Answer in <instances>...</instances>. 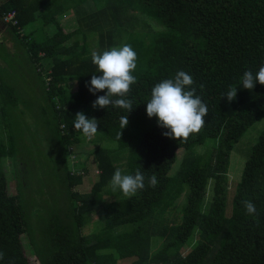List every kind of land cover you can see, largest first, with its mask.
I'll list each match as a JSON object with an SVG mask.
<instances>
[{
	"label": "trees",
	"instance_id": "obj_1",
	"mask_svg": "<svg viewBox=\"0 0 264 264\" xmlns=\"http://www.w3.org/2000/svg\"><path fill=\"white\" fill-rule=\"evenodd\" d=\"M72 11L79 28L73 24L69 30H75L67 32L59 20ZM9 14L14 20L3 24L14 39L2 36L13 43L10 50L25 52L40 78L47 104L42 113L50 119L49 155L62 170L51 179L56 183L52 205L32 211L33 224L21 194H10L2 160L13 158L19 187L21 146L7 132V115L17 102L0 79V128L8 129L7 140L0 131V264H31L24 235L41 264H118L125 259L131 264H264V130L240 180V167L234 166L233 195L229 174L236 144L264 118V85L242 87L243 73L255 75L264 65V0H4L0 19ZM89 22L98 24L97 43L87 41L83 32ZM123 32L127 37L118 44L116 35ZM124 44L137 54L136 83L126 97L133 107L129 112L111 105L93 108L106 90L92 93L86 87L93 74H101L91 53ZM181 70L192 76L191 87L208 109L203 127L187 141L162 135L167 129L146 114L152 87ZM230 85L237 88L232 101L222 96ZM77 112L98 121L93 141L98 179L86 194L73 189L85 176L74 167L89 174L87 157L81 161L75 153L71 162L70 146L86 141L73 127ZM122 116L128 124L120 129ZM179 151L183 159L174 169ZM117 168L132 175L139 169L145 187L131 198L113 192L109 182ZM153 174L154 188L148 184ZM244 200L255 204L258 216L247 214ZM96 212L99 221L86 234ZM169 229L170 247L164 243ZM191 237L192 248L184 253Z\"/></svg>",
	"mask_w": 264,
	"mask_h": 264
},
{
	"label": "rangeland",
	"instance_id": "obj_2",
	"mask_svg": "<svg viewBox=\"0 0 264 264\" xmlns=\"http://www.w3.org/2000/svg\"><path fill=\"white\" fill-rule=\"evenodd\" d=\"M90 6L92 10L93 4H90ZM90 8L88 5L85 6V10H87L88 12L90 11ZM146 18L157 25L150 18ZM73 19H75V14L72 11L69 12L65 19L59 20L61 25L64 26L67 32L73 24L75 25V29L79 28L78 19H76V22L73 21ZM139 20L141 23L142 21L140 16ZM96 25L98 24L89 22L87 26L83 27V32L86 34L87 41L89 42L94 41V43H97V40L99 39L100 33ZM0 30V32H2L3 28H0ZM9 33L10 32L8 31V33H4V35L11 37ZM126 37L127 35L125 32H123L122 35L117 34L116 42L119 44ZM7 44L9 46L13 45L12 42H7V40H5L3 36H0V79L6 80V84H8L12 88L14 92V100L17 103L15 104V107L13 109L9 110L7 115L9 118H11V120H13H10L11 128H9V130L0 128V131H5V140H7V132L12 134L14 136V141L16 142L18 140L16 147L19 148L21 146L20 152L23 157V165H20L22 169V179L20 181L21 185L19 187L16 178V165L13 158L3 157L2 160L4 162L5 170L9 179L10 194H21L20 199L28 210V214L30 213L29 215L31 217L32 223L35 224L36 214L32 213V211L39 209L43 212L47 210L50 205H52V196L53 191L56 190V183L54 181L51 182V179H54L53 176L55 175V173H58L62 170V166L60 165L59 167L61 168H59L57 166V163L50 159L49 145L51 144V136L50 131L46 126V124H48L47 121H50V119L48 116L42 113V109L46 108L47 104L44 100L45 97L40 78L39 76H37L36 71L30 65L29 61L26 59L27 57L25 55V52H23L22 49L14 52L13 50H10V47ZM116 47H118V45ZM1 80L0 84L2 83ZM71 88L74 91L76 89V85L72 84ZM7 100L12 101L10 98H7ZM49 114L50 113H48V115ZM10 129L13 133L10 131ZM263 130L264 118L260 121L255 122L254 125H252L248 129L241 140L236 144L231 155V164L229 170V174L232 175L230 195H233L234 193V185L236 181L235 175L232 174V172L236 169V167L234 169V166H237V168L240 167V180L245 162L250 155L252 147L256 144L257 138L260 137ZM94 138L95 136L92 139L86 138L85 143L81 144L80 142L78 145H73L74 147H72L73 152H71L80 155L78 159L82 161L84 158H88L87 164L89 166V174L84 177L82 183L76 185L75 188H73L74 191H78V193L80 194L89 193L91 187L98 179V174L95 172V170L97 169L95 163L93 162V153L98 148V146L93 143ZM200 149L203 148L201 147ZM183 155L184 151H179L180 160L173 167L174 169L181 164ZM92 170H94L96 174L93 173ZM209 199L210 193L208 194V200ZM97 221H99V215L96 212L93 214V217L91 219L90 228L87 225L85 229L86 234L89 233L88 231L91 229V227L93 228V226H95ZM35 226H33L34 229L38 227V225ZM38 234L36 232L34 233L35 238L38 237ZM172 235V229H169V238L167 237L164 240L165 246H168V241L169 247L173 244ZM191 238L192 239H189L188 244L186 245V247L189 246L190 248H187L186 250L183 248L184 253H187L192 248V246L190 245L193 242V237ZM23 243L25 246V252L29 255L30 263L41 264L35 253H32L33 251L30 245L31 240L27 235H24ZM118 264H131V259L119 261Z\"/></svg>",
	"mask_w": 264,
	"mask_h": 264
},
{
	"label": "clouds",
	"instance_id": "obj_3",
	"mask_svg": "<svg viewBox=\"0 0 264 264\" xmlns=\"http://www.w3.org/2000/svg\"><path fill=\"white\" fill-rule=\"evenodd\" d=\"M3 23H7L2 19ZM137 54L128 44L120 47H112L103 52L92 51L91 61L96 66L89 83L86 84L89 92L96 93L106 90L104 95L98 96L93 102V108H107L109 105L126 109L129 112L133 105L127 95L131 86L136 83V77L132 75L136 68ZM95 72V73H96ZM264 85V65H261L255 75L251 71H245L242 76V87L252 89L254 83ZM190 74L181 70L174 78L165 79L156 83L151 89V98L146 103V114L149 118L155 116L158 126L167 129L162 135L177 140L187 141L190 135L198 133L203 127L204 118L208 115L207 105L201 98L195 95L196 89ZM201 91L203 84L199 85ZM237 88L229 86V90L222 96L228 101L235 99ZM115 97V98H114ZM128 124L127 116L120 118V129ZM98 121L88 118L82 112L75 114L73 127L80 131L84 137L92 139L97 133ZM120 139V133L118 135ZM145 176L137 169L135 174H122L117 168L111 177L109 186L112 191H121L125 197L131 198L138 190L145 187ZM158 181L153 174L148 178L150 187H155ZM243 206L248 215L258 216L256 206L249 200H244ZM3 259V253H0Z\"/></svg>",
	"mask_w": 264,
	"mask_h": 264
},
{
	"label": "crops",
	"instance_id": "obj_4",
	"mask_svg": "<svg viewBox=\"0 0 264 264\" xmlns=\"http://www.w3.org/2000/svg\"><path fill=\"white\" fill-rule=\"evenodd\" d=\"M3 2H4V0H0V4L3 3ZM0 28H3L2 32H0V36H2L3 33H7V32H6V29H5L6 26L3 24V22H2L1 19H0ZM74 30H75V29H73V30L71 29V30H69V32L74 31ZM10 39H11V40L14 39V36L10 37ZM9 47H11V46H9ZM72 147H74V146H73V145L70 146V151L73 152ZM74 158H77L75 153H73V154L71 155V162H74ZM72 171H73V172L76 171L78 174H84L85 176L88 175V173H85L83 170H79V169L77 170L76 167H74V168L72 169ZM85 176H84V177H85Z\"/></svg>",
	"mask_w": 264,
	"mask_h": 264
},
{
	"label": "built area",
	"instance_id": "obj_5",
	"mask_svg": "<svg viewBox=\"0 0 264 264\" xmlns=\"http://www.w3.org/2000/svg\"><path fill=\"white\" fill-rule=\"evenodd\" d=\"M4 19L6 22H11L12 20H14V14H9V15H5ZM17 21H14V25H17Z\"/></svg>",
	"mask_w": 264,
	"mask_h": 264
}]
</instances>
